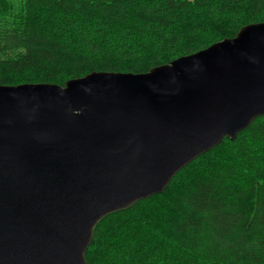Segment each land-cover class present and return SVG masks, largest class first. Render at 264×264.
<instances>
[{
	"label": "water",
	"instance_id": "95a60500",
	"mask_svg": "<svg viewBox=\"0 0 264 264\" xmlns=\"http://www.w3.org/2000/svg\"><path fill=\"white\" fill-rule=\"evenodd\" d=\"M264 114V22L143 73L0 84V264H88L106 215Z\"/></svg>",
	"mask_w": 264,
	"mask_h": 264
},
{
	"label": "trees",
	"instance_id": "16d2710c",
	"mask_svg": "<svg viewBox=\"0 0 264 264\" xmlns=\"http://www.w3.org/2000/svg\"><path fill=\"white\" fill-rule=\"evenodd\" d=\"M264 0H0V84L143 73L249 23ZM88 264H264V114L103 217Z\"/></svg>",
	"mask_w": 264,
	"mask_h": 264
}]
</instances>
